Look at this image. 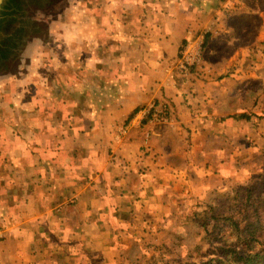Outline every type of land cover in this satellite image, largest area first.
Here are the masks:
<instances>
[{
    "label": "crops",
    "instance_id": "crops-1",
    "mask_svg": "<svg viewBox=\"0 0 264 264\" xmlns=\"http://www.w3.org/2000/svg\"><path fill=\"white\" fill-rule=\"evenodd\" d=\"M237 2L62 0L53 6L39 41L45 65L32 57L21 70L56 71L57 89H50V76L43 75V86L29 75V86L41 89L26 98L39 109L24 116L25 124L15 112L12 127H0V264H34L41 245L44 261L86 263L92 250L108 254L106 245L128 231L155 227L162 213L158 199L171 198L177 169L194 172L179 154L187 139L199 140L221 170L225 157L250 159L258 142L253 136H264V126L247 125L255 118L240 102L229 108L212 97L224 86L228 96H249L246 79L236 72L253 47L220 43L246 32L230 28L242 18L232 11ZM188 42L201 44L203 62L183 79L176 64ZM222 51L231 57L214 65L212 55ZM230 69V76L221 75ZM261 100L264 111V95H258L250 112ZM151 105L165 115L153 120L146 110ZM241 138L250 149L235 147ZM260 152L264 159V147ZM68 200L73 203L63 204Z\"/></svg>",
    "mask_w": 264,
    "mask_h": 264
},
{
    "label": "rangeland",
    "instance_id": "rangeland-1",
    "mask_svg": "<svg viewBox=\"0 0 264 264\" xmlns=\"http://www.w3.org/2000/svg\"><path fill=\"white\" fill-rule=\"evenodd\" d=\"M61 1L62 0L58 3H54L55 0H44V2H42V0H22L20 3L17 2L18 5H16L14 0H0V5L4 3L3 6L0 7V32L3 28V31L7 32L5 24L7 25L9 20H13L14 22L18 18L17 13H24L29 17V20L31 19L30 25L28 24L27 28L22 27V30L19 31V33L23 34L24 39L20 47L18 45V50L10 54L9 57L7 56L0 64V127H7L9 123L12 127L15 121V112H17L18 115V123L23 122V124H25L24 116L39 109L37 103L34 105L28 103V99L26 98L30 92L32 95L34 93L37 94L38 90L41 89L39 85L33 87L29 86V82L27 81L29 75H31L33 79H37L33 85L41 84L43 86H45L43 75L50 76L52 78L50 89L53 92L57 89L59 78L56 71H51L50 73L49 70H46L44 74H41L38 69H31V73H29L31 66H28L25 72L21 69L24 61L26 59L31 60L32 57L35 61L38 59L41 64L45 65L42 57L45 58L46 53L43 56L42 53H40V47H43V45L39 41L45 39L47 35L45 33L48 32L46 28L48 22H45L47 19L46 16L51 14L53 6L59 4ZM237 6L232 11L235 15L242 18L240 20L237 19L234 24L232 20L230 28L246 30L245 34L235 32L234 37H231L232 35L229 34L226 40H219L221 44L225 43V46H242L243 44H247L251 48L253 47V51L245 56L246 62L239 64L238 73L235 71L237 77L246 79V81L242 83L245 84L249 96H228L224 86V92H221L220 87L215 88L212 92V97L218 99V104L228 105L229 108H232L235 103L240 102L239 107L248 108L245 109V112H248L246 115H248V117L252 115V117L255 118L247 122V125L255 126V128H262L264 126L263 101L256 102V107L258 109L255 114L250 112L249 108L252 106V103L255 102L258 95H264V0H239ZM16 7H18V9ZM244 20H246V22L239 27V23ZM244 26L245 28H243ZM13 29L14 27L11 33H16ZM8 33L10 34V32ZM43 34H45V36ZM34 37H36L37 41ZM216 39L217 38L213 39L214 46L219 45V41ZM4 40L0 42V48ZM29 42H31V45H29ZM42 42H44V40ZM35 47H37L36 50H34ZM212 56H214L211 59L214 65L223 58L229 60L231 57L229 52L224 53L223 51L219 53L218 56L215 54ZM201 59L202 56L200 62ZM248 59L250 62L251 59H254V64H248ZM45 63H50V60H45ZM36 65L38 66V64ZM225 73H229L228 76H230L231 69L221 71V75ZM39 74H41L42 77H40ZM178 75L183 79L189 78L190 76L189 73L182 74L180 72H178ZM250 79L258 83H254ZM226 83L228 86L231 85L228 82ZM48 109L53 112L52 106H49ZM42 110L44 109L42 108ZM9 112H12L11 118L6 116ZM231 125L232 124H229V128L232 129ZM241 139L242 142H235V147L238 149L241 147L250 149L251 145H249V142L243 140L244 138ZM187 140L189 142L185 145V149L181 148L182 153L180 151L179 154L182 157L185 155L184 162L193 164L192 168L194 167V172H191L192 175H190V173L187 174V168L186 173H184L183 166L181 168L178 167L179 169H177L176 176L174 174L176 180L174 179L172 182L171 198L158 199L160 203L163 202L160 206L162 213L160 214L159 222L154 224L155 227L149 230L128 231L126 236H122L106 245L109 252L108 254H104L105 248H96L89 253V257L93 259L90 258L91 260H87L88 262H79L78 264H201L219 257L220 251L217 249L224 245L227 247L237 246V250L241 253L243 250L242 244L233 242L234 239L229 237L227 233L215 236L211 230L210 224L200 227L197 223H202V218L197 219V216H193L192 213L194 211L201 212V206H212L214 209L220 208L221 205L224 206L227 195L232 194L237 189H250L256 200L264 202V159L262 158V154H260V151H262L264 147V136L262 134L253 136V142L255 140L258 142L254 144V147L251 146V152L248 153L251 155L250 159L225 157L223 161L224 167L222 169L223 174H221L222 170L219 167V162H213L211 158L207 159L206 151L198 147L200 145L199 140H196V143H191L190 139ZM0 142L4 143V140H0ZM230 142L229 144H231ZM253 148L259 150L255 151ZM210 150L211 151H208V153L211 152L212 157L217 155L215 145ZM239 152L244 154L247 153L243 150ZM178 160L179 162L182 161L180 158H178ZM117 169L119 170L120 167H117ZM189 176L191 177L190 180L188 178ZM175 195H177V197H174ZM69 202L73 203L72 200H68L63 204H68ZM205 214V212L201 213L200 216L206 217ZM116 241L117 246L114 245ZM41 249V253H38V256L34 257V261H36L34 264H71L65 261V258L58 260L56 257H53V262L44 261L43 259L46 257V254L43 252L47 250V248L41 245ZM33 251L37 252L38 247H32V252ZM101 255L102 259L98 260V257ZM226 256L228 259H226L225 263L228 262L233 264L232 260L229 259L230 254L227 253Z\"/></svg>",
    "mask_w": 264,
    "mask_h": 264
},
{
    "label": "trees",
    "instance_id": "trees-1",
    "mask_svg": "<svg viewBox=\"0 0 264 264\" xmlns=\"http://www.w3.org/2000/svg\"><path fill=\"white\" fill-rule=\"evenodd\" d=\"M59 1L55 0L54 3H58ZM24 17L26 18L25 15ZM25 21L23 19L21 23H17L16 26L14 25L15 30L19 29L22 25L27 26L24 23ZM27 21L31 22L28 19ZM10 22L9 20L7 25H10ZM245 22L246 20L240 22L239 27ZM7 25L5 24V27ZM3 30L0 32V42L9 37L8 32H4ZM23 39V34H17L13 42L7 45V47L5 46L6 48L3 51H0V64L7 56L9 57L10 54L18 50V45L20 47ZM191 68L190 73H192L195 67ZM206 207L201 206V212L194 211L192 213L193 216H197V219L202 218V223L199 222L197 224L200 227L210 224L215 236L227 233L229 237L234 239L233 242L243 245V250L239 253L237 246L227 247L224 245L217 249L220 251L219 257L201 264H231L225 263L226 259H228L227 253L230 254L229 259L232 260L233 264H264V202L256 200L251 190L244 188L237 189L232 194L227 195L224 206L221 205L218 209H214L212 206ZM204 212L206 213V217H201L200 214Z\"/></svg>",
    "mask_w": 264,
    "mask_h": 264
},
{
    "label": "built area",
    "instance_id": "built-area-1",
    "mask_svg": "<svg viewBox=\"0 0 264 264\" xmlns=\"http://www.w3.org/2000/svg\"><path fill=\"white\" fill-rule=\"evenodd\" d=\"M196 42V41H195ZM195 42H188L186 46L183 49V52L181 54V57L179 61L176 64V69L178 72L182 74H188L191 71V67H194L195 64L200 63V50H201V44L195 43ZM148 110V115L152 114L153 120L156 119L158 116L165 115V109L159 108V106H153L151 105ZM146 110H144V114H146Z\"/></svg>",
    "mask_w": 264,
    "mask_h": 264
},
{
    "label": "flooded vegetation",
    "instance_id": "flooded-vegetation-1",
    "mask_svg": "<svg viewBox=\"0 0 264 264\" xmlns=\"http://www.w3.org/2000/svg\"><path fill=\"white\" fill-rule=\"evenodd\" d=\"M22 0H14V2H15V4L16 5H18V3L17 2H21ZM24 1H27V0H24ZM42 1H44V0H42ZM17 9H18V7H16ZM17 15H18V18L13 22V20L10 22V25L8 24L7 26H6V29H7V32H10V34L9 33H7L8 35H9V37H8V39H6L5 41H4V43L2 44V47L0 48V51H3L4 50V48H6L7 47V45H9V44H11L12 42H13V40H14V37H16L17 36V34L19 35L20 33H19V31L20 30H22L21 28L23 27V28H27V26L26 25H22V26H20L19 27V29H17V30H15V27H14V25L16 26V24L18 23H21L22 21H23V19H25L26 21L24 22V23H26L27 25L29 24L30 25V23H29V21H27V19L29 20V17L26 15V14H24V13H17ZM24 15L26 16V18L24 17ZM31 20V19H30ZM14 27V29L13 30H15L16 31V33H11L12 31V28ZM6 46V47H5Z\"/></svg>",
    "mask_w": 264,
    "mask_h": 264
}]
</instances>
